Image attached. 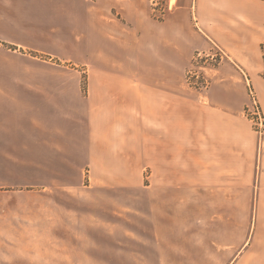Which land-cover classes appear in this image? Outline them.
<instances>
[{
    "label": "rangeland",
    "instance_id": "obj_1",
    "mask_svg": "<svg viewBox=\"0 0 264 264\" xmlns=\"http://www.w3.org/2000/svg\"><path fill=\"white\" fill-rule=\"evenodd\" d=\"M126 1L0 0V94H7L0 100L8 101L0 115L20 123L22 104L28 102L29 113L37 116L42 108L38 101L71 99L76 89L99 97L101 85L94 73L102 71L91 64H117L118 51L123 53L118 35L133 25L124 19ZM140 1L152 21L162 24L177 16L173 29L181 24L188 29L187 51L183 48L182 57L174 54L176 86L183 80L188 89L207 92L223 67L235 66L228 49L211 40L203 46L195 36L194 0ZM128 7L138 13V5ZM217 8L222 9L220 4ZM219 50L226 56L212 60ZM199 53L209 57L198 58ZM193 71L205 75L207 88L193 84ZM242 75L247 87L250 76ZM59 78L69 81L60 85ZM247 99L238 120L261 142L246 113L249 85ZM202 104L209 105L206 97ZM42 161L31 153L22 159L13 143L0 145V264H232L254 236L255 197L243 191L237 196L224 190L170 191L156 204L147 179L140 188L128 181L124 186H95L78 164L75 179L54 181L47 179Z\"/></svg>",
    "mask_w": 264,
    "mask_h": 264
},
{
    "label": "crops",
    "instance_id": "obj_2",
    "mask_svg": "<svg viewBox=\"0 0 264 264\" xmlns=\"http://www.w3.org/2000/svg\"><path fill=\"white\" fill-rule=\"evenodd\" d=\"M124 4V19L133 25L118 36L133 39L117 41L123 52L118 51L117 64H91L102 71L94 73L100 96L76 89L71 99L38 101L37 116L26 102L20 123L0 115V145L15 144L22 159L34 154L54 181L75 179L78 164L95 186L128 181L140 188L147 179L156 204L170 191L224 190L228 196L243 191L255 197L254 236L232 264H264V136L259 142L238 120L248 102L242 72L250 76L264 114V0H194L195 36L203 46L211 40L228 49L235 64L223 67L204 93L188 89L183 80L174 84V54L182 57L189 43L183 24L173 29L177 16L158 24L144 15L140 0ZM131 4L138 5V13ZM58 81L64 85L69 79ZM7 105L0 100V108Z\"/></svg>",
    "mask_w": 264,
    "mask_h": 264
},
{
    "label": "built area",
    "instance_id": "obj_3",
    "mask_svg": "<svg viewBox=\"0 0 264 264\" xmlns=\"http://www.w3.org/2000/svg\"><path fill=\"white\" fill-rule=\"evenodd\" d=\"M224 56H226V53L223 50H219V54H213L211 56L212 60L222 59ZM203 57H209V55H203V53L198 54V58ZM190 80L195 81V85L199 87H208V80L206 79L205 75H202L199 71H193L190 74ZM248 85L250 87V99L251 103L247 106V116L250 118L251 122L253 123L256 133L259 135V137L262 140V137L264 136V117L262 115L261 109L259 107L258 99L253 91V89L250 86V82L247 79Z\"/></svg>",
    "mask_w": 264,
    "mask_h": 264
},
{
    "label": "trees",
    "instance_id": "obj_4",
    "mask_svg": "<svg viewBox=\"0 0 264 264\" xmlns=\"http://www.w3.org/2000/svg\"><path fill=\"white\" fill-rule=\"evenodd\" d=\"M263 49H264V45H263Z\"/></svg>",
    "mask_w": 264,
    "mask_h": 264
}]
</instances>
